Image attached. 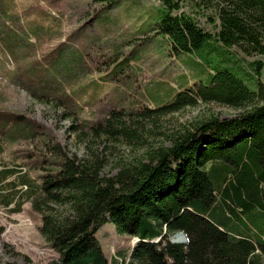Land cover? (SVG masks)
<instances>
[{"label":"trees","instance_id":"obj_1","mask_svg":"<svg viewBox=\"0 0 264 264\" xmlns=\"http://www.w3.org/2000/svg\"><path fill=\"white\" fill-rule=\"evenodd\" d=\"M156 1L160 4L156 28L141 30L138 35L153 32V36L164 38L175 57L198 54L205 65L196 67V62L193 66L198 76L205 78L195 79L188 87L183 84L185 77H180L182 92L169 102L153 98L156 107L152 110H110L104 127L92 131L109 138L128 137L130 129L122 120H155L199 103L242 110L243 114L234 119L199 121L186 134L169 140V147L153 153L145 164L138 161L131 168L121 167L112 178L101 177L93 164L68 158L59 149L51 151L55 156L51 161L53 174L37 185L20 175L21 171L2 169L0 208L19 215L30 205L40 216V235L58 258L50 264H264L263 66L251 63L248 73L228 52L235 48L247 58L264 57V0ZM103 2L114 8L122 0H94L93 4ZM186 5L197 9L194 14L213 11L216 32L203 30L183 13ZM141 43L139 46L150 44ZM69 44L66 41L56 48L58 53L52 57L55 64L46 71L47 97L60 107H72L74 102L62 82L58 81L57 88L53 85L61 73L55 66L71 75L78 70L82 78L85 76L80 50H71ZM127 44H108V60L120 56ZM137 51L135 47L128 58L114 62L104 74L101 69L108 60L99 55L104 65H97L101 77L91 89L97 91L100 84L115 81L112 86L119 101L120 81L116 79L121 80L129 64L136 61ZM49 59V55L43 56L40 65L45 66ZM54 88L59 93L53 92ZM6 122L14 123L13 132L22 136V141L33 140L35 125L0 115V123ZM9 132L1 126L0 138ZM106 225H112L118 236L134 239V247L108 260L96 238ZM179 233L185 236L186 244L171 243ZM2 234L0 227V237Z\"/></svg>","mask_w":264,"mask_h":264},{"label":"rangeland","instance_id":"obj_2","mask_svg":"<svg viewBox=\"0 0 264 264\" xmlns=\"http://www.w3.org/2000/svg\"><path fill=\"white\" fill-rule=\"evenodd\" d=\"M93 2L0 0V115L14 116L37 127L33 140L22 141V136L13 132V122L0 123L5 132L10 131L0 138V170L21 171L20 175L32 179L37 185L44 177L53 174L51 161L55 156L51 151L59 149L68 158L93 164L101 177L112 178L121 167L131 168L138 161L145 164L153 153L169 147V140L186 134L199 121L234 119L243 114L242 110L199 103L155 120L141 119L136 123L133 118L122 120L130 129L128 137L109 138L95 134L93 129L98 126L102 129L109 121L106 114L110 110L124 113L127 110L133 113L141 107L152 110L156 107L151 101L153 98L161 100L159 103L169 102L172 96L182 92L180 77H185L183 84H188V87L205 78L199 77L198 70L193 66L197 62L196 67H204L205 63L198 54L175 57L167 40L153 36V32L149 36L138 35L141 30L156 28L160 17L158 1L122 0L114 8H108L109 2ZM182 12L194 18L203 30L211 34L218 29L213 11L194 14L197 9L186 5ZM80 29L82 36L79 35ZM133 35H136L135 38ZM151 36L154 37L152 41ZM66 41L70 42L71 50H80V63L85 76L82 78L78 70H72L74 75H71L55 66L61 73L57 74L53 85L57 88L58 81L63 83V89L70 92L73 98L72 107H60L59 102L47 97V68L55 61L52 57L58 53L56 48ZM124 41L128 44L123 47L120 56L113 61L108 60L109 46ZM147 41L149 45L139 46ZM135 47L138 48L136 61L129 64L121 80L116 79V82L120 81V102L112 86L115 81L100 84L97 91L91 89L99 84L101 77L96 70L97 65H104L99 55L103 61L108 60V64L101 69L104 74L113 68L111 65L114 62L128 58ZM228 52L240 61L248 73H251L249 64L261 63L260 83L264 85V57L247 58L235 48ZM48 55L47 64L40 65L41 58ZM186 85L181 89H185ZM55 88L53 92L57 91ZM8 211L0 208V227L3 229L0 264H28L26 261L50 264L56 261L57 255L40 235L41 218L32 212L30 205H25L19 215ZM96 238L108 260L118 253L125 254L136 243L127 236H118L112 225L104 226Z\"/></svg>","mask_w":264,"mask_h":264},{"label":"water","instance_id":"obj_3","mask_svg":"<svg viewBox=\"0 0 264 264\" xmlns=\"http://www.w3.org/2000/svg\"><path fill=\"white\" fill-rule=\"evenodd\" d=\"M174 240L171 241L172 244H179L183 245L186 244V238L182 233H179L178 235L174 236Z\"/></svg>","mask_w":264,"mask_h":264}]
</instances>
